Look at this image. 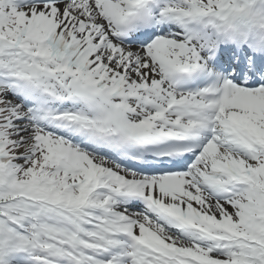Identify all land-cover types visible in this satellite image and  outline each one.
I'll return each instance as SVG.
<instances>
[{"label": "snow or ice", "instance_id": "obj_1", "mask_svg": "<svg viewBox=\"0 0 264 264\" xmlns=\"http://www.w3.org/2000/svg\"><path fill=\"white\" fill-rule=\"evenodd\" d=\"M0 264H264V0H0Z\"/></svg>", "mask_w": 264, "mask_h": 264}]
</instances>
